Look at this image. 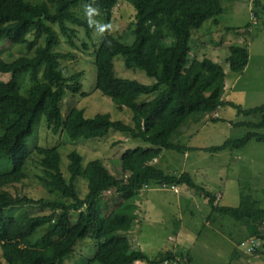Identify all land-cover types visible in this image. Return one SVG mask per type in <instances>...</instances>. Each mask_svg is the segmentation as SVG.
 <instances>
[{
  "label": "trees",
  "instance_id": "16d2710c",
  "mask_svg": "<svg viewBox=\"0 0 264 264\" xmlns=\"http://www.w3.org/2000/svg\"><path fill=\"white\" fill-rule=\"evenodd\" d=\"M119 1L0 0V43L4 39L26 43L32 31L37 37L45 36L44 44L27 43L33 56L7 60L0 52V73L11 74L8 81L0 80V165L7 159L12 161L11 169L0 172V264H66L65 259L86 237L96 239L98 248L92 257L82 259L83 264L193 262L190 253L161 251L151 259L141 249L132 248L128 232L136 221L123 204L137 199L142 189L155 184L197 186L191 173L173 175L152 162L165 149L187 151L189 146L178 141L180 136L226 102L224 66L208 57L189 59L193 32L209 20L218 22L217 17L224 12L223 0H125L136 9L128 33L134 36L131 42L111 32L113 9ZM87 5L98 9L93 19L106 26L94 51L97 88L133 110L132 125L114 120L109 113L87 117L85 110L77 107L63 116L67 92L82 89L78 80L82 73L66 76L60 59L72 53L55 49L62 38L73 46L75 37L80 36L77 27L85 30L88 39L93 38L97 31L95 25L88 24L84 11ZM168 37L172 39L170 45L166 43ZM229 50L227 62L231 70L243 71L250 60L248 46L233 45ZM119 55L126 69L144 71L155 81L144 84L119 76L114 62ZM23 80L29 83L26 93L22 91ZM143 95H147L146 100L137 104L136 99ZM239 110L247 115L263 114V119L244 122L249 130L243 137L205 150L241 149L252 140L264 142V133L258 131L264 128V105ZM42 114L54 132L64 130L72 139L103 137L115 129L146 146L126 149L117 174H112L100 160L84 165L82 155L71 151L66 176L59 147L37 146L32 150L27 145ZM35 164L42 171L35 173L41 184L37 188L47 193L39 198L24 188L26 183H35ZM105 192L115 195L107 196ZM206 193L214 212L248 224L246 236L257 234L261 243L254 254H264V207L251 206L252 198L244 192L237 207L216 204L217 196ZM111 199L116 205L109 210ZM32 207L49 212L31 213L27 209ZM73 212L79 213L74 223L70 218Z\"/></svg>",
  "mask_w": 264,
  "mask_h": 264
},
{
  "label": "rangeland",
  "instance_id": "374dc122",
  "mask_svg": "<svg viewBox=\"0 0 264 264\" xmlns=\"http://www.w3.org/2000/svg\"><path fill=\"white\" fill-rule=\"evenodd\" d=\"M223 7L224 12L217 17V23L209 20L193 32L189 59L192 61L208 57L224 66L229 79L224 95L226 102L218 111L207 114L200 123L192 124L180 136L178 141L189 146L187 151L165 149L162 155L152 162L156 167L173 175L191 173L197 186L193 188L181 184L177 185L179 190L176 191L171 185L164 187L155 184L142 189L137 199L123 204V208L136 217L139 211L138 203L144 204L147 213L143 222L139 220L142 222L137 226L139 232L134 229L135 231L128 232V235L131 241L136 239V236L140 238L147 249L154 245L155 248L147 253L150 257H154L161 250L191 253L195 259L191 264H244L237 256L238 253L253 257L252 252L247 250L248 224L238 222L231 215L214 212L206 192L217 196L216 204L232 207L240 205L241 194L244 192L252 198L251 206L264 207V142L252 140L241 149H224L218 152L207 151L205 148L221 145L228 139L241 138L249 130L243 125L244 122H259L263 119V114L247 115L240 112L239 107L248 110L264 105V0H223ZM135 16V7L125 0H120L113 9L111 32L125 37L124 41L131 42L134 36L128 33ZM77 28L80 36L75 37V46L66 38H62V43L55 49L72 53L71 56L60 59L66 76L82 73L78 79L83 85L82 89L77 93L67 92L62 109L63 116H67L77 107L84 109L87 117L109 113L114 120L132 125L133 110L128 106H121L97 88L98 70L94 51L102 38L101 34L95 32L93 38L88 39L85 30ZM30 41L35 45L44 44L45 36L37 37L32 31L27 35V42L23 44L4 39L0 43L1 55L7 60H14L23 55L33 56L34 51L27 46ZM166 43L172 44V39L168 37ZM233 45H247L249 49V63L241 72L231 70L227 62L229 49ZM114 62L119 76L136 79L144 84L155 81V78L149 77L144 71L126 69L121 55L115 57ZM10 78V73H0V80L8 81ZM28 90L29 83L23 80L22 91L26 93ZM146 98L147 95L140 96L136 99L137 104H142ZM212 117H217L218 120L213 121ZM258 131L264 133V128ZM2 132L0 127V133ZM27 145L32 150L37 146L59 147L65 174L69 164L68 154L71 151L82 155L84 165L100 160L112 174H117L121 168V155L126 149L146 146L145 143L130 139L127 134L115 129H111L103 137L72 139L64 130L54 132L44 114L37 119L34 134L28 138ZM11 167V159H7L1 163L0 172ZM32 169L35 183H26L25 190L35 198L47 196L45 191L37 188L41 185L37 175L42 174V171L36 164ZM12 191L15 192L13 188ZM83 193H86L85 187ZM105 194L111 197L115 195L111 192ZM115 205L112 199L109 200V210ZM27 210L31 213L49 212L48 209L38 207ZM147 214H150L151 221ZM78 216V212L71 213V221L74 223ZM42 232L44 229L36 233L33 239ZM253 237L259 238L257 234ZM148 241L153 245L148 244ZM239 241L244 242L240 244ZM134 244L140 249L141 244L137 245L135 240ZM97 248L98 241L86 237L79 241L73 254L68 256L65 262L83 264L82 259L92 257ZM170 264L176 262L171 261Z\"/></svg>",
  "mask_w": 264,
  "mask_h": 264
},
{
  "label": "crops",
  "instance_id": "0c3cea01",
  "mask_svg": "<svg viewBox=\"0 0 264 264\" xmlns=\"http://www.w3.org/2000/svg\"><path fill=\"white\" fill-rule=\"evenodd\" d=\"M227 73V72H226ZM228 85H229V79H228V77L226 76V88H228ZM137 210H139L138 211V215H137V217L136 216H134V218H135V221H136V223H135V228H133L131 231H133L134 229L136 230L137 229V231H138V227L137 226H139L138 224L139 223H142L144 220H145V214L147 213L146 211H145V209H144V204H142V205H140L139 203H138V207H137ZM143 210V211H142ZM142 211V212H141ZM133 216V215H132ZM147 216L150 218V221H151V216H150V214H147ZM139 220H142V222L141 221H139ZM137 227V228H136ZM245 227V226H244ZM247 229V228H246ZM134 230V231H135ZM130 232V231H129ZM139 232V231H138ZM128 237H129V235H128ZM251 237H253V236H249V237H247L246 239H247V241L251 238ZM136 239H134L135 240V243H136V241H137V245H140L141 244V246H140V249L142 250V251H144L146 254L151 250V249H153V248H155V246L153 245V243L151 242V241H148L147 243L148 244H151V245H153V247H151V248H149V249H147L146 248V246L144 247V244H143V241L139 238L138 239V237L136 236L135 237ZM131 240V239H130ZM134 240L133 241H131V245H132V248H134V249H138L139 247H137L136 246V244H134L133 245V243H134ZM162 251V250H161ZM161 251H159L154 257H150L148 254V256L151 258V259H153V258H155V257H157L158 255H159V253L161 252ZM173 251H175V250H173ZM177 252V251H176ZM244 252V251H243ZM191 254V253H190ZM252 255H253V257H246V255L245 254H240V253H238L237 254V256H239V258L242 260H239V261H241V262H243L244 264H264V254H262V253H256V254H253V253H251ZM193 256V255H192ZM193 259H194V256H193ZM195 260V259H194ZM193 260V261H194ZM158 263H162V262H157V263H152V262H149V261H146V260H137L134 264H158ZM164 264H170V262L168 261H165V262H163ZM231 264V263H230Z\"/></svg>",
  "mask_w": 264,
  "mask_h": 264
},
{
  "label": "clouds",
  "instance_id": "9594fccd",
  "mask_svg": "<svg viewBox=\"0 0 264 264\" xmlns=\"http://www.w3.org/2000/svg\"><path fill=\"white\" fill-rule=\"evenodd\" d=\"M97 12H98V9L97 8H95V7H92L91 5H87L86 7H85V15H86V17H87V20H88V24H89V26L91 27V26H93V25H95V28H96V31L98 32V33H103L104 32V30H105V25H102V24H100V23H98L97 21H95L94 19H93V17H94V15H96L97 14ZM177 186V185H176ZM252 238V237H251ZM250 238V239H251ZM249 239V240H250Z\"/></svg>",
  "mask_w": 264,
  "mask_h": 264
},
{
  "label": "built area",
  "instance_id": "2783aa9c",
  "mask_svg": "<svg viewBox=\"0 0 264 264\" xmlns=\"http://www.w3.org/2000/svg\"><path fill=\"white\" fill-rule=\"evenodd\" d=\"M164 187H168L169 185L164 184ZM171 188L175 189L176 191L179 190V188L176 185H171ZM249 246H248V251L250 252H254L256 250V248L261 244L260 240L256 237H252L249 240Z\"/></svg>",
  "mask_w": 264,
  "mask_h": 264
}]
</instances>
